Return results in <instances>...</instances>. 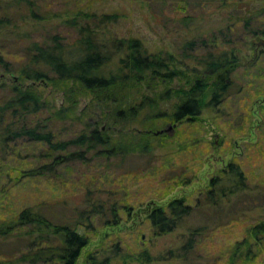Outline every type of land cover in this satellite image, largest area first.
I'll return each mask as SVG.
<instances>
[{
    "label": "trees",
    "instance_id": "16d2710c",
    "mask_svg": "<svg viewBox=\"0 0 264 264\" xmlns=\"http://www.w3.org/2000/svg\"><path fill=\"white\" fill-rule=\"evenodd\" d=\"M220 1L226 7L242 6L240 1ZM247 10L249 13L243 14L232 11L231 17L237 16L248 35L264 34V29L251 27L257 13L249 5ZM60 15L58 11L41 8L38 0H0V67L5 72L19 73V81L12 79L10 83L5 81L6 77H0V153L5 155L18 140L42 143L45 149L41 156L47 160L25 172L29 175L57 172L70 161L89 163L101 159L111 169L123 165L135 154L155 157L158 148L171 144L178 127L196 125L205 110H219L234 91V75L241 66L242 46L238 44L241 31L227 33L220 29L222 35L187 38L181 51L175 53L163 49L150 51L137 37L105 40L102 30L119 19L118 12L97 14L82 7L74 9L73 15L65 19L77 33L71 39L59 33L39 39L23 29L28 21L34 28ZM192 17L184 16L183 23ZM31 21L36 24H30ZM233 27L231 24L228 30ZM20 43L22 46H18ZM11 45L23 48V57L17 65L11 59L16 56L11 55ZM42 78L46 84L41 82ZM45 85L50 90L44 89ZM58 94L61 102L57 101ZM84 99L87 103L81 106ZM65 120L82 123L84 127L70 137H60L54 126L57 121ZM170 123L175 125L173 131L153 133L157 127ZM197 141L177 140L171 151L196 145ZM235 157L211 174L194 203L184 194L153 204L145 216L153 236L162 237L181 228L185 231L183 243L170 249L168 256L155 255L150 247L124 249L119 239L109 240L111 232L104 234L96 247L85 250L93 235H100L103 228L119 225L125 217L130 219L136 206L142 203H133L128 186L123 187V193L117 189L98 190L96 186L95 190H85L84 205L76 206L74 216L67 220L63 219L68 216L58 217L52 206L13 209L8 203L10 209L0 211V242L16 238L23 245L16 255L1 256L0 264H80L82 256L83 264L135 261L146 264L169 256L184 261L190 259L191 251L197 250V246L196 255L201 256V240L209 238L215 231L214 224L225 217H208V222L191 223L195 209L205 211L204 208L222 205L221 209H226L224 206L234 197L259 189L249 182ZM7 170L4 158L0 157V175ZM25 173L21 171L19 177ZM169 179L173 180L161 194L156 193L160 199L177 184H192L195 177L177 173ZM261 188L259 196L264 200V187ZM0 192L8 194L3 186ZM157 196L153 198L159 200ZM4 199L0 198V207ZM242 212L249 214L248 209ZM258 216L243 228V235L230 238L220 252L207 256L210 262L259 264L264 257V204Z\"/></svg>",
    "mask_w": 264,
    "mask_h": 264
},
{
    "label": "rangeland",
    "instance_id": "374dc122",
    "mask_svg": "<svg viewBox=\"0 0 264 264\" xmlns=\"http://www.w3.org/2000/svg\"><path fill=\"white\" fill-rule=\"evenodd\" d=\"M235 1H240L242 6L226 7L220 0H38L41 8L61 13L60 16L38 24L31 21L30 24H36L34 28H31L29 21L26 23L23 29L31 31L32 35L39 39L52 33L62 34L66 39L76 36L74 27L65 19L73 15L74 9L82 7L97 14L121 13L117 21L103 28L102 36L105 40L137 37L150 51L163 49L177 53L181 51L187 38L197 35L199 37L222 35L221 30L241 31L238 35L240 38L238 44L242 46L241 66L234 75L236 80L234 91L222 107L215 111L205 110L196 125L178 127L171 144L166 148H158L155 157L135 154L117 167L118 169L107 168L105 161L101 159H94L89 163L70 161L57 172H45L34 176L25 172L47 160L41 156L45 149L44 145L28 140L13 142L5 155L0 153V157L4 158L5 168H8L0 175V188L3 186L5 192H8L5 195L0 192V198L5 197L0 211L7 212L10 209L7 207L8 203L13 209L28 205H44L50 208L52 206L58 217L68 216L63 219L67 220L74 216L76 206L84 205L82 199L87 188L95 190L97 186L98 190L117 189L119 193H123V187L128 186L133 203L137 205L142 202L141 205L136 206L130 219L126 220L125 217L119 225L103 228L100 235H93L92 242L85 250L96 247L104 234L111 232L113 234L109 240L119 239L124 249L150 247L153 254L165 253V256H168L170 249L183 243L185 231L181 228L162 237L153 236L150 223L145 217L153 204L164 203L170 198L184 194H188L190 201L194 203V199L207 186L211 174L236 156L235 161L242 164L249 182L259 189L234 197L231 203L224 206L226 209H221L223 205L213 209L204 208L205 211L195 209L194 220L190 221L191 223L208 222V217L218 218L220 215L225 217L223 221H218V225L214 224L215 231L209 238L201 240L199 245L201 256L196 255L197 246V250L191 251L188 260L172 259L169 256L165 260L146 262V264H212L211 258L208 259L207 256L211 257V254L220 252L230 238L235 239L243 235V228L259 218L258 214L262 213L264 204L263 197L259 196L260 188L264 187L262 125L264 109L261 108V105H264V34L253 37L248 35L243 23L237 21V16L231 17L232 11L236 14L249 13L247 10L249 5L257 13L251 27L264 29V0ZM187 15H192V20L183 23L184 16ZM231 24H234V27L228 30ZM11 48V55H16L11 59L17 65L16 62L23 57V48L16 45H11ZM2 73L6 74L5 81L10 83L11 73L0 67V77ZM14 73L19 75L17 71ZM37 84L42 85L41 82ZM46 88L45 85L44 89ZM57 101L61 102L60 94ZM86 103L87 100L84 99L81 106H85ZM168 125L157 127L155 130ZM83 127L82 123L65 120L57 121L54 129L60 137L66 138L78 133ZM192 138L198 139L196 145H188L184 149L177 147V152L171 151V147L177 146V140ZM21 171L25 175L19 177ZM177 173L184 177H195V180L188 186L175 185L164 198L161 197L163 200L160 199L156 193L161 194L164 187L173 180L169 177ZM154 196L159 200L154 199ZM252 197L256 201H253ZM227 209L229 216H226ZM243 209H248L249 214H244ZM221 212L223 214H220ZM233 218L236 220H232ZM95 223L101 225L99 221ZM22 245L16 238L0 242V258L16 255L20 250L19 246ZM83 257L80 258V264H83ZM260 261L259 264H264V257ZM128 264L142 263L135 261Z\"/></svg>",
    "mask_w": 264,
    "mask_h": 264
},
{
    "label": "water",
    "instance_id": "95a60500",
    "mask_svg": "<svg viewBox=\"0 0 264 264\" xmlns=\"http://www.w3.org/2000/svg\"><path fill=\"white\" fill-rule=\"evenodd\" d=\"M263 45H264V42H263ZM10 76L12 77L13 80H15V81H19V77H18L17 74H15V73H11ZM2 77H6V74H5V73H2V74H1V78H2ZM41 82H43V83H45V84L47 83V81H46L45 78H42V79H41ZM32 83H34V82H32ZM174 129H175V125H174V124H169V125H168L167 127H165V128H161V129H157V130L153 131V133L156 134V135H158V134H162V133L167 132V131H173Z\"/></svg>",
    "mask_w": 264,
    "mask_h": 264
}]
</instances>
